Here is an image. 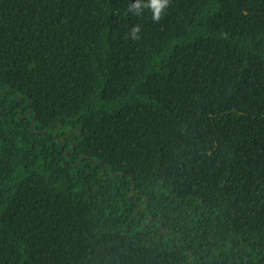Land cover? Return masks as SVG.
I'll use <instances>...</instances> for the list:
<instances>
[{
    "label": "trees",
    "instance_id": "16d2710c",
    "mask_svg": "<svg viewBox=\"0 0 264 264\" xmlns=\"http://www.w3.org/2000/svg\"><path fill=\"white\" fill-rule=\"evenodd\" d=\"M134 2L0 0V264H264V0Z\"/></svg>",
    "mask_w": 264,
    "mask_h": 264
},
{
    "label": "clouds",
    "instance_id": "9594fccd",
    "mask_svg": "<svg viewBox=\"0 0 264 264\" xmlns=\"http://www.w3.org/2000/svg\"><path fill=\"white\" fill-rule=\"evenodd\" d=\"M170 6V0H135L128 8V11L134 15H141L145 9L151 12V19L154 23H158L163 18L167 8ZM141 31L140 26L131 28L129 37L132 40H138V33Z\"/></svg>",
    "mask_w": 264,
    "mask_h": 264
}]
</instances>
